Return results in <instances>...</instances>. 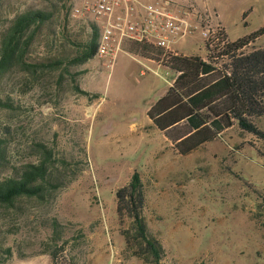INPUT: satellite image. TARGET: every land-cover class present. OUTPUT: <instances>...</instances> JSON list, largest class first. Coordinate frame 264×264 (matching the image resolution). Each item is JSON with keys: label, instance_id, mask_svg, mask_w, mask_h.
<instances>
[{"label": "rangeland", "instance_id": "374dc122", "mask_svg": "<svg viewBox=\"0 0 264 264\" xmlns=\"http://www.w3.org/2000/svg\"><path fill=\"white\" fill-rule=\"evenodd\" d=\"M193 1L221 39L264 26V0ZM82 2L0 0V50L19 15H50L21 40L23 63L0 70V181L52 153L40 195L0 203V264H108L112 253V264H157L126 242L133 221L117 212L116 191L135 171L160 264H264V138L235 121L182 154L147 115L178 72L158 66L161 49L137 43L114 62H76L96 25L72 16ZM253 47L264 48V35ZM178 48L208 56L200 29ZM254 122L264 132V114Z\"/></svg>", "mask_w": 264, "mask_h": 264}, {"label": "trees", "instance_id": "16d2710c", "mask_svg": "<svg viewBox=\"0 0 264 264\" xmlns=\"http://www.w3.org/2000/svg\"><path fill=\"white\" fill-rule=\"evenodd\" d=\"M49 18V14L41 11H28L14 20L2 41L0 70L23 63L25 49L21 40L31 27ZM92 29V38L83 46L76 62H85L96 53L99 31L96 25ZM262 35L264 26L237 40L218 42L215 49L207 44L206 59L183 54L171 56L169 65L178 76L147 115L182 154L215 139L235 121L241 128L264 138V132L254 122V118L264 114V48L249 49ZM174 129L181 133L172 135ZM1 144L0 139V147ZM51 155L48 151L45 159L29 164L20 177L0 181V203L12 204L22 195H40L43 186L36 183L46 181ZM116 197L119 216L127 215L133 221L131 232H124L126 242L130 245L136 241L139 254L148 255L160 264L164 248L149 233L144 217L146 192L138 171L116 191Z\"/></svg>", "mask_w": 264, "mask_h": 264}, {"label": "built area", "instance_id": "2783aa9c", "mask_svg": "<svg viewBox=\"0 0 264 264\" xmlns=\"http://www.w3.org/2000/svg\"><path fill=\"white\" fill-rule=\"evenodd\" d=\"M84 14L93 16L98 27L96 56L113 62L125 45L137 43L161 49L158 63L170 67L171 56L180 55L176 44L198 29L212 48L227 42L209 25V11L182 10L168 0H83L72 9V16ZM113 260L112 253L108 264Z\"/></svg>", "mask_w": 264, "mask_h": 264}, {"label": "crops", "instance_id": "0c3cea01", "mask_svg": "<svg viewBox=\"0 0 264 264\" xmlns=\"http://www.w3.org/2000/svg\"><path fill=\"white\" fill-rule=\"evenodd\" d=\"M169 2H172L175 6H177L178 8H180V9H192L193 7H195L194 8V10H197V11H200L199 10V8L197 7V5L195 4V2L193 1V0H168ZM206 10V8H203V9H201V10ZM220 24L221 25H223L221 22H220ZM226 29V28H225ZM227 31V30H226ZM192 35V34H191ZM181 42V41H180ZM179 42V43H180ZM127 46L128 45H125L124 46V48H125V51L124 52H128L129 54H130V52L129 51H127ZM176 48L178 49V51L180 52V54H183V55H191V53H186V52H183V51H181L179 48H178V44H176ZM207 54H205V55H203L202 57L203 58H206L207 56H206ZM140 62V61H139ZM141 63V65L142 66H144V63H142V62H140ZM158 66H161L159 63H158ZM145 67H147V65H145ZM149 67V66H148ZM150 69H152L151 67H150ZM153 70V69H152ZM156 71V70H155ZM154 71V72H155ZM141 74L142 75H144V74H146V72H145V70H141ZM163 95H165V94H162V95H160L158 98H157V100L155 101V103L158 101V99H160ZM154 103V104H155Z\"/></svg>", "mask_w": 264, "mask_h": 264}]
</instances>
